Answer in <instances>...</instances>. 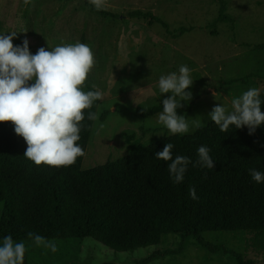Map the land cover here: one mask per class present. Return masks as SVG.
I'll list each match as a JSON object with an SVG mask.
<instances>
[{
  "label": "rangeland",
  "instance_id": "1",
  "mask_svg": "<svg viewBox=\"0 0 264 264\" xmlns=\"http://www.w3.org/2000/svg\"><path fill=\"white\" fill-rule=\"evenodd\" d=\"M136 9L153 11L171 29L188 30L174 36L159 23L128 16ZM11 32H17L14 45L27 38L36 53L77 41L91 47L95 64L83 90L98 89L102 97L95 101L99 120L83 169L124 156L135 143L171 134L158 123L160 112L143 117L138 109L171 95L160 93L159 77L178 72L180 65L191 69L193 80L186 90L192 99L177 109L190 122L188 133L197 128L192 120L200 125L211 120L214 106L231 110L242 91L264 88V49L251 47L264 42V0H104L100 11L89 0H0V34ZM253 75V85L235 81H250ZM3 207L2 202L0 219ZM204 238L213 249L176 233L133 251H115L92 238L54 239L55 253L24 243L30 264H135L145 258L147 264H241L240 258L244 264H264V233H205Z\"/></svg>",
  "mask_w": 264,
  "mask_h": 264
},
{
  "label": "trees",
  "instance_id": "2",
  "mask_svg": "<svg viewBox=\"0 0 264 264\" xmlns=\"http://www.w3.org/2000/svg\"><path fill=\"white\" fill-rule=\"evenodd\" d=\"M128 16L159 23L174 36L188 30L184 26L171 29L151 10H132ZM251 47L264 49V42ZM29 50L36 54L30 46ZM260 93L264 111V90ZM97 108L94 101L85 110L78 141L84 154L68 167L35 165L24 157L27 144L14 125L0 122V203H4L0 244L7 235L15 242L31 241L27 234L35 232L47 239L92 238L115 251H133L176 233L213 249L205 233H264V182H255L249 174V169L264 172V125L252 135L247 126L234 125L225 133L210 120L191 133L135 143L128 154L83 169L94 125L87 113ZM138 110L147 117L162 112L163 105L159 101ZM167 143L175 146L173 157L187 156L192 161L182 183H173L170 161L155 157ZM200 146L211 150L214 168L193 166ZM190 187H195L198 199L191 198ZM24 264H30L26 253Z\"/></svg>",
  "mask_w": 264,
  "mask_h": 264
},
{
  "label": "clouds",
  "instance_id": "3",
  "mask_svg": "<svg viewBox=\"0 0 264 264\" xmlns=\"http://www.w3.org/2000/svg\"><path fill=\"white\" fill-rule=\"evenodd\" d=\"M28 2L25 0L26 4ZM89 3L97 11L104 9V0H89ZM16 37L17 32L0 34V122L14 125L15 133L27 144L24 157L35 165L71 166L84 154L78 141L85 110L91 109L94 101L102 97L98 89L83 90L95 64L94 53L89 45L77 41L57 45L51 50L41 47L32 54L29 40L25 38L22 46H16L13 44ZM192 84L191 69L187 65H180L178 72L159 77L160 93L171 95L162 101L163 110L158 114V123L173 135L189 132V120L186 115H178L177 109L183 107L181 101L192 99V93L186 91ZM260 96V89L249 88L232 99L231 110L224 105L214 106L209 113L210 119L221 132H228L233 125L238 129L247 126L252 135L257 127L264 125ZM87 119L96 122L99 113L90 111ZM191 125L198 128L200 122L194 119ZM174 147V144L167 143L162 151L155 153V157L170 161L169 173L173 183L179 184L184 181L192 161L187 156L173 157ZM210 151L207 146H200L193 166L214 168ZM249 174L255 182H264V172L249 169ZM189 195L198 199L195 187L189 188ZM27 236L36 247H44L53 253L58 251L54 239L35 232H28ZM25 253L26 244L15 242L11 235H7L0 245V264H24Z\"/></svg>",
  "mask_w": 264,
  "mask_h": 264
},
{
  "label": "crops",
  "instance_id": "4",
  "mask_svg": "<svg viewBox=\"0 0 264 264\" xmlns=\"http://www.w3.org/2000/svg\"><path fill=\"white\" fill-rule=\"evenodd\" d=\"M248 74H251V72L248 73ZM241 78H243V77H241ZM253 78H254V79H251L250 81H249V80H244V82L248 81V82H251L250 85H253V84H254V80H255L257 77L253 75ZM242 85L245 86V87L249 86L248 83H247V84H242ZM262 90H264V88H263ZM262 90H261V91H262ZM212 91H213L215 94L217 93L216 90H212ZM261 91H260V92H261ZM243 92H245V91H242L241 93H243Z\"/></svg>",
  "mask_w": 264,
  "mask_h": 264
}]
</instances>
